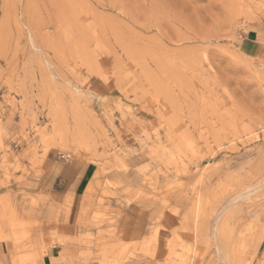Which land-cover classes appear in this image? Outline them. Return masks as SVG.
<instances>
[{
  "label": "rangeland",
  "instance_id": "374dc122",
  "mask_svg": "<svg viewBox=\"0 0 264 264\" xmlns=\"http://www.w3.org/2000/svg\"><path fill=\"white\" fill-rule=\"evenodd\" d=\"M263 34L264 0H0V264H264Z\"/></svg>",
  "mask_w": 264,
  "mask_h": 264
},
{
  "label": "crops",
  "instance_id": "0c3cea01",
  "mask_svg": "<svg viewBox=\"0 0 264 264\" xmlns=\"http://www.w3.org/2000/svg\"><path fill=\"white\" fill-rule=\"evenodd\" d=\"M262 42L264 41V34L262 35ZM47 173V183L52 188L55 186L62 187L63 191L77 190L83 183L85 171L74 164L60 163L55 157H52L43 170ZM61 252L57 249L50 250L47 255L46 264H61L58 262Z\"/></svg>",
  "mask_w": 264,
  "mask_h": 264
},
{
  "label": "built area",
  "instance_id": "2783aa9c",
  "mask_svg": "<svg viewBox=\"0 0 264 264\" xmlns=\"http://www.w3.org/2000/svg\"><path fill=\"white\" fill-rule=\"evenodd\" d=\"M65 158H66V156H65V155H63V156H62V159H65Z\"/></svg>",
  "mask_w": 264,
  "mask_h": 264
}]
</instances>
